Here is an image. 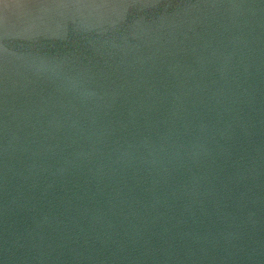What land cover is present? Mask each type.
<instances>
[{
  "label": "water",
  "instance_id": "1",
  "mask_svg": "<svg viewBox=\"0 0 264 264\" xmlns=\"http://www.w3.org/2000/svg\"><path fill=\"white\" fill-rule=\"evenodd\" d=\"M0 264H264V0H0Z\"/></svg>",
  "mask_w": 264,
  "mask_h": 264
}]
</instances>
